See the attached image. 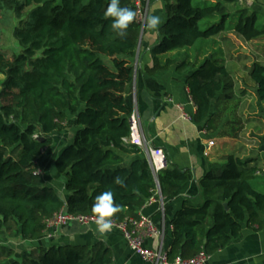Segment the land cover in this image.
I'll return each instance as SVG.
<instances>
[{
  "label": "trees",
  "instance_id": "16d2710c",
  "mask_svg": "<svg viewBox=\"0 0 264 264\" xmlns=\"http://www.w3.org/2000/svg\"><path fill=\"white\" fill-rule=\"evenodd\" d=\"M166 22L158 30L159 42L152 48L148 75L176 64L177 53L193 49L201 40L232 33L246 43L264 39V24L258 13L227 6L240 0H165ZM110 0H0V16L14 12L27 20L14 36L23 52L7 58L0 52V233L35 242L47 232L48 222L61 211L71 216L95 214L94 198L112 190L122 211L111 219L122 222L139 218L140 210L160 190L175 199L190 183L191 174L169 167L156 179L145 159L126 166V157L141 149L125 143L130 136L133 109L126 92L135 77L134 62L144 29L137 20L123 35L112 28L104 13ZM121 7L136 9L131 0ZM219 18L202 29L201 22ZM233 21L230 23V20ZM194 68L187 80L193 117L204 129H214V106L234 101V75L215 56L199 66L189 60L178 72ZM248 76L264 104V68L258 62ZM70 127L73 141L52 164L53 172L65 176L64 200L58 191L44 185L38 174V159L54 144V137ZM257 152H252V154ZM201 179L204 202L190 200L174 215L170 263L192 260L202 252L213 256L238 239L243 229L264 228V171L259 160L240 155L223 157ZM122 184H116V178ZM227 205L228 210H226ZM96 217V216H95ZM0 264H114V252L104 242L93 247L75 245L37 246L16 259L14 251L0 247Z\"/></svg>",
  "mask_w": 264,
  "mask_h": 264
},
{
  "label": "crops",
  "instance_id": "0c3cea01",
  "mask_svg": "<svg viewBox=\"0 0 264 264\" xmlns=\"http://www.w3.org/2000/svg\"><path fill=\"white\" fill-rule=\"evenodd\" d=\"M247 1L251 6L250 14L258 13L263 20L264 0ZM143 3L147 20L150 15H159L162 19L159 28L163 26L166 22V1L143 0ZM242 5L243 0H240V8H247ZM158 30L151 29L148 24L144 29L138 56L134 62V81L126 92V100L136 112L148 142L165 151L169 167L179 168L183 172L188 171L192 177L188 186L177 198L167 200L157 190L139 212V216L151 219L158 230V239L146 240L145 246L150 249L162 247L168 251L172 243L171 222L174 215L182 208L185 200H190L196 207L203 204L201 179L210 168L221 166L224 156L237 154L245 160L257 159L264 171V104L258 98L255 85L250 81H243L242 78L239 80H242V87L235 86V91L242 90V94H238L234 101L223 102L218 107L215 106V102L213 103L211 114L216 121L214 129L211 132L206 131L204 124H197L193 119L196 109L187 87V80L194 68L183 72H178L176 68L187 60L194 66L200 60L202 63L208 54L200 56L201 58L194 62L188 50L179 52L174 66L158 71L154 75H148L146 67L152 65L150 53L159 42ZM227 38L230 45L239 48L245 46L232 33H228ZM251 44L249 43L247 47ZM231 53L233 60L239 59L235 48ZM252 65L247 67L250 68ZM177 106H180L192 121L183 120ZM75 131L74 127L65 131L62 138L65 134L72 133V139L65 141L64 138L62 142L60 138L59 144L56 142L58 136H55L53 146L45 150L37 161L39 170L43 171L41 177L44 185L56 189L64 200L68 198V194L64 191L65 176L57 173L52 176V172L50 174L49 171H53V162L73 141ZM210 142L215 145L208 151V156H205L207 144ZM252 152L257 153L252 154ZM50 155L51 157L48 158ZM136 159H145V153L126 157V166ZM263 188L264 186H261L260 189ZM262 220L264 222V214ZM21 242L26 247V255L37 246L75 245L91 248L99 242H104L114 252V264H149L134 254L123 235L114 229L101 236L96 232V227L85 228L70 223L57 231L50 232L49 238L46 234L35 242ZM208 264H264V228L260 232H252L244 228L238 239L210 256Z\"/></svg>",
  "mask_w": 264,
  "mask_h": 264
},
{
  "label": "built area",
  "instance_id": "2783aa9c",
  "mask_svg": "<svg viewBox=\"0 0 264 264\" xmlns=\"http://www.w3.org/2000/svg\"><path fill=\"white\" fill-rule=\"evenodd\" d=\"M133 7L136 9L137 20L145 29L147 25V12L144 7L143 0H131ZM172 102V101H170ZM181 112L183 120L192 121L180 106H177ZM130 136L125 140V143L141 149L145 153V160L149 164L154 177L157 179L161 172L169 168V160L165 151L161 148L152 146L140 126L139 118L136 112L133 111L130 119ZM214 143L207 144L205 156H208V151L214 147ZM38 174L43 176V171L39 170ZM96 217L92 215L71 216L65 210L56 214L52 220L48 222L47 234L48 238L50 232L57 231L67 224L75 223L81 227L90 228L96 227ZM113 229L119 231L125 239L130 250L140 257L144 262L149 264H208L210 256L202 252L198 257L192 260L177 259L174 263H170L168 259V252L161 248L150 249L145 246L146 240L158 239V230L151 219L139 216V218H127L122 222H116L112 219Z\"/></svg>",
  "mask_w": 264,
  "mask_h": 264
},
{
  "label": "rangeland",
  "instance_id": "374dc122",
  "mask_svg": "<svg viewBox=\"0 0 264 264\" xmlns=\"http://www.w3.org/2000/svg\"><path fill=\"white\" fill-rule=\"evenodd\" d=\"M199 3L200 0H196L194 4L198 5ZM239 7L240 6L237 7L236 5H230L228 6V11L231 14H234L237 8ZM242 7H247L249 10H251L250 9L251 6L248 5L247 0H243ZM28 13L29 10L25 11L22 17L20 18L14 12L6 11L0 16V52L3 53L9 59L23 52V48L20 46L18 40L15 38L14 32L15 29L22 26L23 22L27 20ZM219 21H220L219 18L205 22L203 21L200 23V26L202 29H205L214 23H218ZM232 21L233 19L230 20V23ZM263 22L264 19L263 20L261 19L260 23L262 25ZM227 35L228 33H224L210 40H201L197 43V45L193 49L188 50V54L189 56L192 57V59H194V62L197 61L198 58L205 56V54H208L209 58L215 56V59L218 61V63L224 64L225 66H227L229 71L233 73L235 86L237 88H241L242 80L245 82L248 81L251 82L248 76L249 67L247 66H250L256 61H258V63H264V39L252 42V44L250 43L251 45H249L248 47L247 45L249 43H246L240 39L245 46L239 48L238 46L230 45ZM234 48L238 52V56H239L238 60L232 59L233 54L231 53V51ZM200 63L201 60L198 62V64L195 65L199 66ZM240 79L242 80L239 81ZM4 80L5 78L2 75H0V92ZM60 138L62 139V142L64 140L68 141L72 139V133L65 134L63 138L62 135L61 137L58 136L56 138L57 143L61 141ZM51 155L48 158H50ZM49 173L52 176H54L53 171H49ZM0 247H7L12 249L14 251L16 259H21L22 256L26 254L25 253L26 247L22 244V242L18 239L11 238L6 231H4L2 235H0Z\"/></svg>",
  "mask_w": 264,
  "mask_h": 264
},
{
  "label": "clouds",
  "instance_id": "9594fccd",
  "mask_svg": "<svg viewBox=\"0 0 264 264\" xmlns=\"http://www.w3.org/2000/svg\"><path fill=\"white\" fill-rule=\"evenodd\" d=\"M105 17L112 18L111 28L118 34L123 35L134 22L136 12L127 7H121L120 0H110ZM162 19L159 15H150L147 20L148 26L153 30H158ZM116 184H122L117 177L114 181ZM115 193L112 190H106L95 196L92 204V211L96 216V232L103 236L112 231L114 225L112 217L122 211V206L116 203Z\"/></svg>",
  "mask_w": 264,
  "mask_h": 264
},
{
  "label": "water",
  "instance_id": "95a60500",
  "mask_svg": "<svg viewBox=\"0 0 264 264\" xmlns=\"http://www.w3.org/2000/svg\"><path fill=\"white\" fill-rule=\"evenodd\" d=\"M262 68H264V63H258ZM160 191V190H159ZM226 210H228L227 205H225Z\"/></svg>",
  "mask_w": 264,
  "mask_h": 264
}]
</instances>
